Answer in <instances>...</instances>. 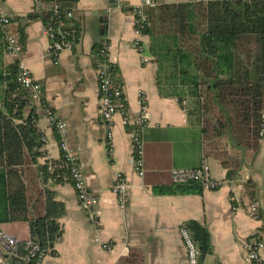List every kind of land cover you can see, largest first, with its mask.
I'll list each match as a JSON object with an SVG mask.
<instances>
[{
  "label": "crops",
  "instance_id": "1",
  "mask_svg": "<svg viewBox=\"0 0 264 264\" xmlns=\"http://www.w3.org/2000/svg\"><path fill=\"white\" fill-rule=\"evenodd\" d=\"M50 2L2 0V11L11 17L7 31L24 37L21 53L5 59L18 58L31 71L55 114L66 121L68 144L83 160L90 188L99 198V224L88 219L71 182L43 178L39 164L59 159L61 150L54 128L41 116L38 125L46 155L27 166L29 193L34 200H44L48 189L65 205L59 218L63 234L56 240L55 253L42 264H186L180 228L192 220L211 234L212 250L202 254L201 264H248L244 241L253 236L264 241V138L253 150L236 145L229 136H218L213 128L210 136L205 134L199 115L191 112L193 98L179 101L165 88L169 82L149 51V36L144 38L148 63L132 46L134 18L127 9L141 0H121V6L118 0H76L70 24L78 28L77 39L61 51L57 62L44 32ZM103 41L110 44L109 62L115 66L114 78L123 88V105L131 118L141 110L139 94L146 97L149 122L143 132L142 177L134 168L133 124L124 125L117 114L109 143L100 115L97 64ZM205 158L213 176L224 181L220 188L194 194L157 192L175 185L174 169L199 168ZM118 172L129 182L124 207L112 191ZM252 203H258L257 215L248 211ZM4 229L21 240L31 236L25 221L7 223ZM261 254L264 257V247Z\"/></svg>",
  "mask_w": 264,
  "mask_h": 264
},
{
  "label": "trees",
  "instance_id": "2",
  "mask_svg": "<svg viewBox=\"0 0 264 264\" xmlns=\"http://www.w3.org/2000/svg\"><path fill=\"white\" fill-rule=\"evenodd\" d=\"M62 5L72 10L76 0H63ZM148 14L150 25L144 33L150 38L149 51L160 74L164 72L168 79L165 88L176 93L179 101L188 95L193 98L191 112L199 115L207 136L213 128L218 136L257 150L264 138V0L162 3ZM48 16L47 12L45 22ZM16 37L23 46L24 37ZM5 41L0 27V228L10 222H28L30 237L54 254L56 240L63 234L59 218L65 214V205L48 189L44 200H34L29 193L27 166L46 155L45 138L31 91L17 81L19 59H5ZM217 112L220 115L214 121ZM49 161L39 164L43 178L65 182L58 174H67L66 168L51 172ZM203 190L196 182L157 188L168 194ZM186 227L202 254L211 252L208 228L195 220Z\"/></svg>",
  "mask_w": 264,
  "mask_h": 264
},
{
  "label": "built area",
  "instance_id": "3",
  "mask_svg": "<svg viewBox=\"0 0 264 264\" xmlns=\"http://www.w3.org/2000/svg\"><path fill=\"white\" fill-rule=\"evenodd\" d=\"M118 1L119 6H121V0ZM1 4L2 0H0V27L6 34L5 51L8 55H19L22 48L17 37L7 31V27L11 23V17L2 11ZM161 4V0H141L139 4L132 8L134 18V38L132 46L140 53L144 63L149 62V58L145 56L147 49L144 42V30L150 25L148 12L150 9L156 8ZM48 13L49 16L45 22L44 32L50 40L51 53L57 62L61 51L70 48L77 39L78 28L70 24L74 18L73 10L63 7L62 0H51ZM109 49V42L103 41L99 49L101 60L97 64L101 98L100 115L107 129L109 143L112 142L113 127L117 114L122 115V123L124 125L133 124L134 168L136 173L142 177L145 173L143 132L149 122L146 97L143 93L139 94L141 110L135 117L131 118L123 105V88L114 78L115 66L109 62ZM17 81L22 87L31 91L33 101L39 108L41 116L49 120L58 136L62 157L60 156L59 163L53 160L48 162L49 171L55 172L58 169L66 168L68 173H61L58 176L63 181H69L73 184L78 199L87 212L88 219L94 226H97L99 224V198L90 188L83 160L72 151L68 144L66 121L55 114L51 104L43 96L41 84L21 62L17 73ZM184 103L186 102L184 101ZM262 119L261 134H264V110ZM172 182L175 185L196 182L202 185L203 189L210 190L218 189L224 183L223 180L213 176L210 162L206 158L199 168L174 169L172 171ZM128 187L129 182L127 177L122 172H118L112 186V191L117 196L118 202L122 207H124L126 202ZM248 211L251 215H257L259 211L258 203H252ZM180 234L186 249V264H201L202 252L193 239L190 230L183 226L180 228ZM59 239L60 237L57 240ZM244 247L247 251L246 261L248 264H264V257L261 254L264 247V241L262 239L258 236L246 239L244 241ZM47 255L48 253L33 238L30 237L26 240H21L4 228H0V264H42Z\"/></svg>",
  "mask_w": 264,
  "mask_h": 264
},
{
  "label": "rangeland",
  "instance_id": "4",
  "mask_svg": "<svg viewBox=\"0 0 264 264\" xmlns=\"http://www.w3.org/2000/svg\"><path fill=\"white\" fill-rule=\"evenodd\" d=\"M172 82H173V81H172ZM219 115H220V114H218V112L214 114V121H215V120H218V116H219ZM20 224H21V223H20Z\"/></svg>",
  "mask_w": 264,
  "mask_h": 264
}]
</instances>
